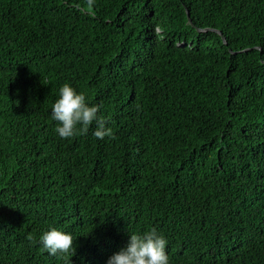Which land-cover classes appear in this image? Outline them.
<instances>
[{"label": "trees", "instance_id": "1", "mask_svg": "<svg viewBox=\"0 0 264 264\" xmlns=\"http://www.w3.org/2000/svg\"><path fill=\"white\" fill-rule=\"evenodd\" d=\"M64 83L110 136H58ZM152 228L170 264H264V0H0V264H106Z\"/></svg>", "mask_w": 264, "mask_h": 264}, {"label": "clouds", "instance_id": "2", "mask_svg": "<svg viewBox=\"0 0 264 264\" xmlns=\"http://www.w3.org/2000/svg\"><path fill=\"white\" fill-rule=\"evenodd\" d=\"M88 3L91 6L94 0H88ZM101 107L89 103L85 93L78 92L70 83H64L51 107V117L57 122L54 131L60 138L68 139L78 133H87L95 123L93 135L96 138L102 140L110 136L111 129L98 116ZM38 243L52 256H68L74 246L72 234L56 227L44 231ZM167 245V238L155 228L130 233L126 246L108 257L106 264H170ZM67 264H72L71 259Z\"/></svg>", "mask_w": 264, "mask_h": 264}, {"label": "water", "instance_id": "3", "mask_svg": "<svg viewBox=\"0 0 264 264\" xmlns=\"http://www.w3.org/2000/svg\"><path fill=\"white\" fill-rule=\"evenodd\" d=\"M186 17H187L188 22L191 24V20H190V18H189V12H188L187 10H186ZM197 31H198V32L213 31V32H215V33L221 35V33H220L219 31H217V30H212V29H197ZM222 41H223L224 44H226V41H225V38H224V37H222ZM248 50H249V49H245V50H242V51H239V52H235L234 54H236V53H245V52H247ZM250 50H252V49H250Z\"/></svg>", "mask_w": 264, "mask_h": 264}]
</instances>
